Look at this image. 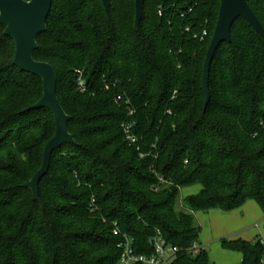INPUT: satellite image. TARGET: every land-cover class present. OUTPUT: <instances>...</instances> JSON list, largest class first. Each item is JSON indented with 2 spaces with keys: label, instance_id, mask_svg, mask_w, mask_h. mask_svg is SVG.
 <instances>
[{
  "label": "trees",
  "instance_id": "trees-1",
  "mask_svg": "<svg viewBox=\"0 0 264 264\" xmlns=\"http://www.w3.org/2000/svg\"><path fill=\"white\" fill-rule=\"evenodd\" d=\"M247 2L264 26V0ZM218 8L219 0H145L136 29L134 0H110L108 14L101 0H53L33 58L54 67L76 143L52 152L40 200L22 184L42 164L54 116L25 111L42 81L12 64L14 41L0 24V264H119L123 234L149 255L157 231L179 249L171 264H214L205 247L187 251L200 243L194 212L253 199L264 213V41L234 21L211 62L204 107ZM193 184L200 191L182 197ZM223 243L241 252L240 264L264 257L261 237Z\"/></svg>",
  "mask_w": 264,
  "mask_h": 264
},
{
  "label": "water",
  "instance_id": "water-1",
  "mask_svg": "<svg viewBox=\"0 0 264 264\" xmlns=\"http://www.w3.org/2000/svg\"><path fill=\"white\" fill-rule=\"evenodd\" d=\"M145 0H134V27H139ZM53 0H0V24L4 34L14 41L12 64L41 78L42 95L25 111L39 108L49 109L54 116L55 133L43 148L42 164L23 187L29 188L33 200H39L38 184L48 172L52 152L65 143H76L67 129L70 116L62 108L56 94V71L45 61L35 60L33 51L38 47L36 38L46 31V19ZM110 0H101L105 12H109ZM237 18H243L264 41V26L248 4L247 0H219L218 15L208 43L201 75V88L205 95L204 107L210 100L209 70L214 55L222 42H229L231 27Z\"/></svg>",
  "mask_w": 264,
  "mask_h": 264
},
{
  "label": "rangeland",
  "instance_id": "rangeland-1",
  "mask_svg": "<svg viewBox=\"0 0 264 264\" xmlns=\"http://www.w3.org/2000/svg\"><path fill=\"white\" fill-rule=\"evenodd\" d=\"M200 188L199 184L186 186L181 189V196L187 197L196 194ZM263 216V211L253 199H247L230 210L221 207L196 210L194 217L200 230L198 240L201 244L206 245L205 249L211 262L214 264H240L241 252L225 246L223 239H226V242L237 239L250 242L258 237L264 239V224L260 221Z\"/></svg>",
  "mask_w": 264,
  "mask_h": 264
},
{
  "label": "built area",
  "instance_id": "built-area-1",
  "mask_svg": "<svg viewBox=\"0 0 264 264\" xmlns=\"http://www.w3.org/2000/svg\"><path fill=\"white\" fill-rule=\"evenodd\" d=\"M191 8H189V11ZM188 31L189 28H186ZM207 35L206 30L202 31L200 39H204V36ZM196 37V35H195ZM77 85L81 91L85 90V83L81 76L77 79ZM121 99V96L117 97V101ZM125 104L128 106L129 101L126 100ZM128 114H133V110L128 107ZM133 123L126 122L123 124V130L126 135V139L130 144L136 145V149L139 151V156L143 157L144 153L140 151V146L137 144V137L132 132ZM161 182L163 179L160 177ZM114 235L120 234L118 228L113 230ZM151 245L153 246L154 252L152 254H138L134 251L133 248V238L127 234L122 235V242L120 243V247L122 248V252L119 258V264H171L172 260L175 256V253L179 251L178 247L172 246L169 244L160 234L159 231L155 235H153L149 239ZM205 247L204 244L194 243L191 247L187 248V251L190 252L191 255H195L199 252L201 248ZM264 264V257L261 259V263Z\"/></svg>",
  "mask_w": 264,
  "mask_h": 264
},
{
  "label": "crops",
  "instance_id": "crops-1",
  "mask_svg": "<svg viewBox=\"0 0 264 264\" xmlns=\"http://www.w3.org/2000/svg\"><path fill=\"white\" fill-rule=\"evenodd\" d=\"M263 218H264V216H263ZM263 218L260 220L261 222H262ZM263 241H264V239H263ZM204 245H205V244H204ZM205 247H206V245H205Z\"/></svg>",
  "mask_w": 264,
  "mask_h": 264
}]
</instances>
